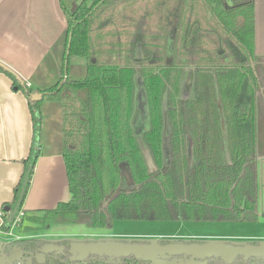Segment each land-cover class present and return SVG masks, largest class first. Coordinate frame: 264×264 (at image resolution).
Masks as SVG:
<instances>
[{"label":"trees","instance_id":"trees-1","mask_svg":"<svg viewBox=\"0 0 264 264\" xmlns=\"http://www.w3.org/2000/svg\"><path fill=\"white\" fill-rule=\"evenodd\" d=\"M76 4L71 11L72 4ZM66 27L58 79L32 89L0 63V72L24 93L33 138L12 202L0 209L9 232L23 178L21 207L39 155V92L60 106L61 155L70 197L23 220L110 228L115 220H255V106L264 89L254 55V0H59ZM174 31V32H173ZM173 32V53L167 40ZM142 58L136 59L137 49ZM86 59L81 77H66L70 59ZM185 67L193 68L194 99H179ZM142 78L149 127L142 134L152 170L131 127L135 75ZM258 82V83H257ZM263 100V99H262ZM163 101L166 106L163 115ZM264 101V100H263ZM223 113L230 162L221 149L217 112ZM164 119L170 129L169 164L163 163ZM192 140L187 151L186 135ZM127 173V177L124 175ZM27 230V229H25ZM35 239L1 244L0 256L20 249L30 264H70L64 253L43 252ZM32 253L30 256L29 254ZM43 255L38 263L36 255ZM88 264H150L132 257ZM73 264V263H71Z\"/></svg>","mask_w":264,"mask_h":264},{"label":"crops","instance_id":"crops-1","mask_svg":"<svg viewBox=\"0 0 264 264\" xmlns=\"http://www.w3.org/2000/svg\"><path fill=\"white\" fill-rule=\"evenodd\" d=\"M65 27V16L61 10L59 0H0V63L12 70L32 89H44L52 86L59 77L57 70L61 63L62 49L57 42ZM138 49L136 59H141L142 56L140 57L139 54L141 50ZM254 55L256 57L257 70L259 71L258 81L261 82L263 90L264 0H254ZM85 66V58L72 57L64 76L81 77L85 72ZM192 70L193 68L185 67L182 74L178 97L182 101L195 98ZM137 75L138 84L140 85L141 79L142 85V78L139 74ZM40 94L41 97H37V101H41L38 105V111L41 116L40 128L44 129V136L39 141L40 152L35 161L30 185L21 207L26 217L40 215L43 210L53 209L59 202H66L70 197L65 164L60 151L62 140L60 106H56V126L57 128L59 127V130L54 135L55 129L52 128L49 122L51 118L48 110L50 109L47 108L54 101L42 93ZM262 99L264 100V93L261 98H259L257 93L255 106L257 217L255 221L264 226V101ZM44 103H46V106ZM56 104L58 105V103ZM162 108L164 115L166 110L164 101ZM133 117L134 114L131 119ZM217 119L221 149L225 162L228 163L230 162V156L227 145L226 123L220 109L217 112ZM148 127L146 105V123L142 134L148 130ZM185 135L187 151L190 152L193 148L192 140L188 132ZM55 136L56 138L60 136L59 141L56 142L59 147L53 150L51 145ZM169 136L170 129L166 119H164L162 152L165 166H168L170 157ZM32 138L33 119L27 98L20 90H14L11 79L0 72V209L3 204L10 203L13 200L15 187L23 173L24 165L22 160L30 152ZM144 148L145 153L148 155L145 158L152 162L146 146ZM1 223L2 218L0 215V225ZM22 224L24 229H27L26 231H34V227L35 229L39 227L36 222L26 219L22 221ZM91 230L93 229L87 228L84 224H53L48 229H40V233L33 234H31V231L27 232V234L17 233L12 235L11 231L8 233L0 230V240L7 242L44 233L52 235L71 234Z\"/></svg>","mask_w":264,"mask_h":264},{"label":"rangeland","instance_id":"rangeland-1","mask_svg":"<svg viewBox=\"0 0 264 264\" xmlns=\"http://www.w3.org/2000/svg\"><path fill=\"white\" fill-rule=\"evenodd\" d=\"M174 32V31H173ZM173 32H171L172 35L169 36L167 40V54L170 55L173 52ZM140 57L142 54L140 53ZM70 76V74H69ZM72 76V75H71ZM70 76V77H71ZM138 75H135L134 82H135V110L133 111L134 117L131 119V127L133 130V133H135V136L139 142V145L143 151V157L145 160L146 165L149 169L152 170V162L147 160L145 156H148L145 153L144 148V142H142V131L145 127L146 123V100H145V92L143 89V85H141V79H140V85L138 84ZM40 101V100H39ZM54 103L51 104V106H48L50 124L52 128H54V135H56L57 130H59V127L57 128V110L56 106L57 101L54 99ZM56 102V103H55ZM46 106V103H44ZM60 110V108H59ZM60 112V111H59ZM135 112V113H134ZM133 116V115H132ZM40 139L44 136V129L40 128L39 132ZM59 138L54 139V142L51 145V149L56 150L58 149V145L56 144L57 141H59ZM17 226H12L10 231L11 234H17L21 233L24 234L27 232L33 233H40L39 227L35 229L34 231H26L24 229V225L22 222H17ZM10 231L8 233H10ZM111 233L115 235H122L115 237V239H130L134 237L142 238V239H148L149 241H154L157 236L159 235H170V234H181V235H187V234H201V235H220V236H230L233 238L229 239H221V241L225 242H233V243H244L248 241L243 239H237L234 237H260L264 235V226L261 224L256 223L255 220H238V221H228V220H197V221H183L181 219L178 220H115L111 227H110ZM10 234V235H11ZM148 236V237H147ZM9 237V236H7ZM2 241V240H0ZM260 242L263 240H259ZM3 242V241H2ZM1 243V242H0ZM5 264H30L29 259L28 260H21L20 262H11L6 261Z\"/></svg>","mask_w":264,"mask_h":264},{"label":"water","instance_id":"water-1","mask_svg":"<svg viewBox=\"0 0 264 264\" xmlns=\"http://www.w3.org/2000/svg\"><path fill=\"white\" fill-rule=\"evenodd\" d=\"M76 8V4L73 3L71 11L73 12ZM37 97H41L40 93H33L31 99L36 101ZM127 177V173L124 172ZM27 182V176L23 178L17 199L14 206L10 208L5 206L4 210L8 212L7 221L11 222L15 217L17 210L20 206L25 186ZM1 244L4 243L0 241ZM63 247L55 246L53 244H47L43 248L44 253H50L54 250L61 251ZM68 254L72 256L74 260H82L88 255L107 256L111 259L133 256L135 259L143 261H151L159 257H166L178 254H184L193 258H204V257H220L227 261L233 259L235 256H243L247 258L249 256H264V243L258 245L252 244H233L227 242H206L203 244H170L161 246L159 244L151 243H132L122 242L117 240H104L96 242H72L68 246ZM1 254V253H0ZM30 256L32 253L29 254ZM36 260L38 262L43 261V255L37 254ZM23 258V252L20 249H14L8 257L0 256V264H5L6 261L20 262ZM30 261V258H29Z\"/></svg>","mask_w":264,"mask_h":264},{"label":"flooded vegetation","instance_id":"flooded-vegetation-1","mask_svg":"<svg viewBox=\"0 0 264 264\" xmlns=\"http://www.w3.org/2000/svg\"><path fill=\"white\" fill-rule=\"evenodd\" d=\"M140 50V49H138ZM137 54V51H136ZM88 228V227H87ZM90 229V228H89ZM93 230L91 231H82L77 233H71V234H38L33 235L31 237H24L17 240H24V239H35L39 240L43 243L44 247L47 244H53L55 246H61L63 249L61 251L54 250L52 252L57 253H64L65 255H62L66 262H71L73 264H88L90 259L94 260H100L105 262H115V260L122 259V258H128V257H120L111 259L107 256H97V255H88L82 260H74L71 255L68 254V246L72 242H83V243H89V242H96V241H104V240H117L122 242H132V243H151L152 241H149L148 239H142L138 237L130 238V239H115V237L122 236V235H115L111 233L110 228H91ZM148 237V236H147ZM229 239L233 238L230 236H220V235H201V234H187V235H181V234H170V235H159L156 237V239L153 241L154 244H159L161 246L164 245H170V244H203L206 242H225L221 241V239ZM237 239H248V241L244 243H233V242H227V243H233V244H252V245H258L261 243H264V235L260 237H234ZM263 240V241H259ZM51 252V253H52ZM26 252L23 253V260H28L29 257L26 256ZM135 259V258H134ZM138 260V259H136ZM143 261V260H140ZM43 262V261H42ZM143 262H149L150 264H264V256H249L247 258H244L241 255L235 256L231 260H223L220 257L210 256V257H204V258H193L191 259L190 256L184 255V254H178V255H172V256H166V257H159L157 259L151 260V261H143ZM41 263V262H38ZM70 263V264H71Z\"/></svg>","mask_w":264,"mask_h":264},{"label":"built area","instance_id":"built-area-1","mask_svg":"<svg viewBox=\"0 0 264 264\" xmlns=\"http://www.w3.org/2000/svg\"><path fill=\"white\" fill-rule=\"evenodd\" d=\"M23 215H24L23 212H20L18 215H15V217L13 218L14 219V223H13L14 226L18 225L17 222H22Z\"/></svg>","mask_w":264,"mask_h":264}]
</instances>
